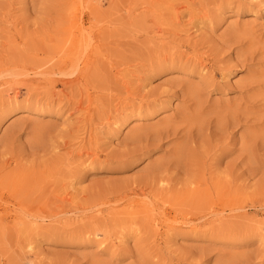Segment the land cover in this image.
Listing matches in <instances>:
<instances>
[{
	"label": "rangeland",
	"instance_id": "374dc122",
	"mask_svg": "<svg viewBox=\"0 0 264 264\" xmlns=\"http://www.w3.org/2000/svg\"><path fill=\"white\" fill-rule=\"evenodd\" d=\"M0 264H264V0H0Z\"/></svg>",
	"mask_w": 264,
	"mask_h": 264
},
{
	"label": "bare ground",
	"instance_id": "6f19581e",
	"mask_svg": "<svg viewBox=\"0 0 264 264\" xmlns=\"http://www.w3.org/2000/svg\"><path fill=\"white\" fill-rule=\"evenodd\" d=\"M220 127V126H219ZM222 131V130H221ZM197 135H198V132H197ZM199 135H200V131H199Z\"/></svg>",
	"mask_w": 264,
	"mask_h": 264
}]
</instances>
